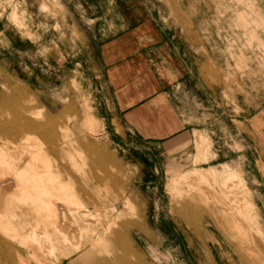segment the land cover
<instances>
[{"label": "rangeland", "instance_id": "374dc122", "mask_svg": "<svg viewBox=\"0 0 264 264\" xmlns=\"http://www.w3.org/2000/svg\"><path fill=\"white\" fill-rule=\"evenodd\" d=\"M186 2L228 67L205 69V130L150 143L123 141L102 90L114 1L0 0V264H264V150L233 121L264 106V0Z\"/></svg>", "mask_w": 264, "mask_h": 264}, {"label": "crops", "instance_id": "0c3cea01", "mask_svg": "<svg viewBox=\"0 0 264 264\" xmlns=\"http://www.w3.org/2000/svg\"><path fill=\"white\" fill-rule=\"evenodd\" d=\"M113 1L112 10L106 8L101 17L106 29L98 39V54L107 83L102 90L111 91L112 112L120 124L116 132L124 142L133 135L151 143L188 134L191 141V135L205 130L203 106L217 98L214 74L205 69L216 63L223 70L228 62L224 67L208 36L198 40L196 9L185 0ZM190 106L196 112L193 126L186 118ZM233 121L252 128L264 150V106Z\"/></svg>", "mask_w": 264, "mask_h": 264}, {"label": "bare ground", "instance_id": "6f19581e", "mask_svg": "<svg viewBox=\"0 0 264 264\" xmlns=\"http://www.w3.org/2000/svg\"><path fill=\"white\" fill-rule=\"evenodd\" d=\"M14 91L16 90L15 88L13 89ZM16 92V91H15ZM18 95H20L22 98L24 97L23 95H21V94H18ZM12 103V102H11ZM12 108H13V106H12ZM15 108V107H14ZM29 112V111H28ZM35 115H36V112L34 113ZM30 115V114H29ZM36 124V123H35ZM66 125H68V124H66ZM68 127V126H67ZM62 128H64V127H62ZM65 129V128H64ZM66 131V130H65ZM62 133V132H61ZM66 133V132H65ZM70 141V140H69ZM5 172H2V171H0V175L2 176L3 174H4ZM11 180V179H10ZM13 181V180H12ZM4 182H5V180H4ZM6 182H7V180H6ZM10 182V181H9ZM9 182H8V184H9ZM1 183V182H0ZM4 184V183H3ZM10 185V184H9ZM1 186V185H0ZM5 186H6V188L8 187L6 184H5ZM1 189H3L2 187H1ZM3 192V190L0 192V193H2ZM208 195V194H207ZM1 197V196H0ZM3 197V196H2ZM3 203V202H2ZM50 204L53 206V207H56L57 205H58V203L56 202V201H52V202H50ZM60 206V205H59ZM58 207V206H57ZM80 209H82V208H80ZM83 210V209H82ZM236 210V209H235ZM234 210V211H235ZM59 211V210H58ZM84 213L85 212H87V210L86 211H83ZM57 215H58V212H57ZM58 221L59 222H61L60 223V225L62 224V227H64L65 229H67V230H69V231H76V228H77V223L75 222V220H74V216L71 214V213H66V214H61V215H59V217H58ZM106 224H104V226H105ZM128 225V223L127 224H123V225H121L117 230H114L113 231V235H112V237H114V239H115V241H116V243H118L119 244V241H121L122 240V238H123V227L124 226H127ZM78 229V228H77ZM61 230V229H60ZM64 231H66V230H64ZM70 235V234H69ZM68 238H70V236L68 237ZM122 243V242H121ZM120 243V246L121 247H123L124 249H125V245L124 244H121ZM123 245V246H122ZM119 246V245H118ZM120 248V247H119ZM121 249V248H120ZM38 252V251H37ZM16 257H14V256H10L9 255V259H10V264H18L17 263V261L16 260H14ZM23 261V263H26V264H29L28 262H26V260H22ZM63 260L61 259H57V263L58 264H63L64 262H62ZM46 264H48V263H46Z\"/></svg>", "mask_w": 264, "mask_h": 264}]
</instances>
